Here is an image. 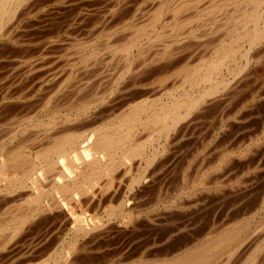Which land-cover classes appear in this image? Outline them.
<instances>
[{
	"label": "bare ground",
	"instance_id": "6f19581e",
	"mask_svg": "<svg viewBox=\"0 0 264 264\" xmlns=\"http://www.w3.org/2000/svg\"><path fill=\"white\" fill-rule=\"evenodd\" d=\"M31 1L32 0H0V49H1L0 54L1 55H2L1 52H3L2 49L5 50L3 47L4 46L6 47L7 43H8L7 45L12 44V42L18 43L16 41V38H15L17 35L14 36L15 33L13 35V32H14V30H16V28L19 24V21L21 20V19L19 20V18L21 16L24 17L25 16L24 14H26L28 11L30 12V10H28V11H24V14H22L21 11L25 10L29 6V4L32 3ZM35 1L33 0V2H35ZM104 1L107 3L108 0L107 1L104 0ZM104 1H103V3L105 4ZM114 1H116V0H114ZM122 1L123 0H118L115 3L114 2L113 3H107L108 9H105L104 4H103L102 7L104 8L103 11L105 12V15L102 18L100 16L101 15L103 16V14H100V13L98 14L99 11L97 12V10H99V9H96V7L94 10L92 9L93 11L96 10V12H97L96 15L97 16L99 15L98 16V17H100L99 19H103L102 25H101V23H99V26L101 25V27H102V28L100 27L101 29H103V25L105 28L106 23L104 24V22H111L112 21L113 23H111V25L113 26V24L116 23L113 19L116 18L118 20L119 17L117 18L116 16L117 15L119 16L118 13L120 12V10H121L120 16H121L122 20H124V17H122V15L125 14L127 12L126 10H128V9L124 10L125 6L124 5H123L124 7L121 6V3H123ZM143 1H145V0H143ZM162 1L160 0V2H162ZM203 1H205V0H174L173 3L170 2L171 5H169L167 2H162L159 5L155 4V6H152L151 9L148 8L147 13H146L147 15L143 14L145 17L143 16L140 21H138L136 24L134 23L135 25H132L131 30H130V26L127 25V28L129 27L128 31L130 30L129 31L130 33H128L126 35V33H124V31H122L123 34H125V36L129 35L128 37H125L123 35L125 37L124 39L121 37L122 34L119 37L120 39H118L117 36H113L114 34L111 32L112 30L110 31V28H112V26L110 25L111 26L110 27L109 25H107L110 23H107L106 26L107 27L109 26L107 29H109V31L113 34L111 36V40L112 39L114 40L115 38H113V37H116L118 39L117 41L119 42L116 44L117 41L116 42L113 41V44H112V42H110L111 41L110 39L107 40L110 37H107V39H106L107 42L109 41L108 42L109 44L105 43L106 46H108V48L106 47V49H109L112 52V54L115 55L113 57V59L116 57V55L118 56L119 54H121V55L123 54L122 56H123V63H124L125 60H127L126 62H128V61H130V59H132V58L134 59V58H136V56H138L134 61L131 60L132 62H130V66H129V68H127V70H128L127 74H129V72H132V71L135 72V70L137 71V73L140 74V72L142 71L141 69L144 68L143 71L145 70V72H141V73H142V76L145 75L146 78L144 80V78L141 76L144 81L140 82L138 80L139 75L135 72V74L138 75V76H136L137 77L136 80L139 81L138 84L133 83L134 85L132 84L133 85L132 86L130 83H127V84H130V86L124 87L122 89L121 88H118V89L112 88L111 89V86H110L111 91H109L110 90L109 89L108 92H106V94L103 92L104 95L102 94V96L100 94H99L100 96H98L97 92L99 90L96 92V90L99 89L100 87H95L96 88L95 92L93 90L91 91L89 89V88H91L90 85L92 86V84H90L91 81H89V83H88V85L90 84L89 86L85 85V87H83L84 85L83 84L81 85L82 81L79 80L80 83L77 82V83H79L78 84L79 87L74 88L75 87L74 85H76V84H74L73 85L74 87L72 86L73 88L70 87L71 89H68V86L71 85V83H70V85H68L69 84L68 82H70V81L73 82V80L75 81L77 79L76 77L78 76V75H76V77L74 78L75 75L73 76V74H74L73 71L71 73L69 72L70 73L69 76L66 77V75H65L66 78L65 79L62 78V79H64V80L61 79L62 81L61 80L56 81V79L54 78L55 80H53V84L55 82H57V84L59 85V87L57 88V93H58V95L60 94V97L58 98L60 101H57V103L63 101L62 104L61 103H59V104H61L60 105L61 107L65 106L66 110L68 107L72 108L71 106H73L74 108L76 107L74 112H73L74 114H72V112H71V114H65L63 117L61 116L62 117L61 118L59 116L62 115V112L65 109L62 108L63 109V111H62V109H57L55 107L57 109V110H55V112L48 110L50 112L49 113L50 119H49V122L44 123L43 121H41L42 118L40 120H38V118H37L38 116L33 117V114L35 116V114L37 112H34L33 114L30 113V114H32V117L30 118L29 113H28V115L26 114L29 110L27 112L23 111V110H25L24 102H25V100H27L29 98L27 95V92L29 91V90H27V88L29 87L28 85H30V83L33 84L32 80H31V82L29 81L30 82L29 84H27L28 80L31 77L33 78L35 75L38 78V80H40L39 79L40 77H38V76L40 74L41 75H43L44 73L46 74L49 70L48 69V70H46L47 72H45V70H43V68L42 69L40 68V66L42 65L41 63L44 62L41 60H45L46 58H49V57L45 58V56L41 57L44 54V52H42L43 54L40 56L39 59H35L33 57V55H35V54H32V53H29V54H32V55H29V57L24 58L26 56V54H24V56H23L24 59H18L19 60L18 62L15 61V63H17V64H15V66L17 65V67L14 68L15 66L13 65L14 70L9 69L10 71H8V74H6V76H5V74L2 75V78H0V211L1 210L6 211L7 209L11 210L13 208H15V209L11 212L8 211V215L5 218L3 217L4 219H2V217H1V220H0V253L2 252V254L0 256L6 257V256H10V255L14 254V255H16V257L18 256V259L20 260L19 262H17V264H96V261L97 262L100 261V263L105 262L106 258H104V257H106V256L104 254H102L103 257L101 254H95L94 251H93L94 254H92L93 252L91 250H96L95 248H98L97 250H99L101 248L100 242H102V240H104L106 238L105 236L111 230H112V232H113V230H116V231H119L122 229L130 230V228H134V230H135L136 227H138L137 226L138 224H136V220H135L136 217L138 216L136 214V211L138 209H141V208H144V209L146 208L147 210L153 209L154 204L152 201H154L156 199V195L158 198H160L159 199L160 201L166 197V196L165 197L163 196V198H162L161 195L163 192H165L164 190H167V186H169L170 184H173V182L170 183L171 178L174 177L175 181L179 178L178 174H177L178 178H176L177 169L172 168L173 167L172 165L174 163L176 165H177V163L179 164L180 161L177 162L178 161L177 158L179 159V157H180L179 160H181V158L184 159L183 157H181L182 156L181 149L185 150L187 148V146L193 147L192 149H194V146L199 144V143L197 144V142L200 141V134L204 130L203 129L205 127L204 121L207 118H212L210 116V115H212V113H213V116H217V118H219L221 120V122H223V120H226V118L230 117L231 116L230 114H228V116L226 115L227 110L229 109V107H231V105H235L234 104L235 101L237 103L239 98L243 97V95H245L244 93L242 95H240L242 93L241 91H243L244 89L246 90L245 87L248 86L249 84H251L250 88H252V86L254 85L255 87L253 89L256 88L255 89L256 91L254 90L255 91L254 92L253 90L252 91L250 90L251 92H253V93H251V96H250V94H247V95H249L248 97L246 95V98L245 97L243 98L244 100L242 99L239 101H241L243 103V101L252 102V101H256V100H259V101L264 100L263 93L260 94V92H259L260 90L262 91V89L264 88V73L260 72V74H257L255 71H252V70H254V68L251 69V65L253 62L259 63V64L261 63V65L263 63V65H264V0H211L212 2H210V4L207 7H205L204 9H201L200 5H201V3H203ZM40 2H42V0ZM125 2L127 3L126 0H125ZM136 2L138 3V1H136ZM139 2H141V1H139ZM207 2L205 1L204 4L206 5ZM38 3H37L36 8L41 7L39 5L43 4V3L42 4L41 3L38 4ZM51 3H53V1ZM128 3L130 4L131 2H129V0H128ZM128 3H127V5H128ZM142 3H144V2H142ZM150 3H151V1H150ZM153 3H154V1H153ZM225 3H227V4H225ZM107 4H106V6H107ZM31 5H32L31 7H33L34 4L32 3ZM135 6H138V5H136V3H135ZM229 6H230V8H231V6L234 7V10L232 8H231V10H233V11L227 9L228 11H231L228 13V11H226L225 9ZM31 7L27 8V9H31ZM99 7H101V6H99ZM138 7H140V6H138ZM34 8L35 7H33L31 9V10H33L32 12H34ZM92 8H93V6H92ZM132 8H133V6H132ZM194 9L197 10L196 11L197 14H196V16H194L195 21L197 19L199 22L200 19L201 20L205 19V18L210 19V17L214 19V21H213L214 23H210V21H209V23H210L209 26L211 27V28H209V30L211 32V33L209 32L210 34H213L214 32H216L217 35H216V33H215V35L218 37L220 34L217 31L221 30V32H222V30H223V32L225 33V35H224V34H222L223 33L222 32L221 35H223V36L215 39V40L219 39V40H217V43L213 39V37L215 35L214 36L211 35V36H213L212 39L214 40L213 43L215 45L208 48L209 51H210V49H212V52L210 53V55H207L208 53L205 50V49H207L208 45L210 46V44H209L210 42H208L209 38H207L208 36H210V34H206L205 32L204 33L201 32V28H202V26H200L201 24L200 25L198 24V26L195 25V27H193L192 24L195 21L192 19H188L187 22L184 20L185 22H183V23L179 22V20H181V19L178 17L181 14V12L186 11L185 15L189 16V13L187 14V11L188 10L192 11ZM140 10L143 12L142 9H140ZM149 10H151L150 11L151 13L149 12ZM93 11H91V12H93ZM100 11H102V9H100ZM223 11L225 13H223ZM32 12H31V14H32ZM104 12H102V13H104ZM142 12H140V13L142 14ZM194 12L195 11H193V13ZM19 13L22 15L20 16ZM86 13H87V11H86ZM130 13H132V12H130ZM165 13L166 14L167 13L172 14V15L169 14V15H171L170 17L173 16L172 17L173 20L170 19V20H172L171 22L166 21V23H163L164 20H166V19H164V16L166 15ZM134 14H135V12H134ZM218 14L219 15L224 14V15H222L223 20H218V16H219ZM27 15H29V14H27ZM86 15H88V14H86ZM96 15H94V16H96ZM138 15L137 16L134 15L135 18L141 17L140 14H138ZM181 15H183V14H181ZM124 16H126V14ZM134 16L132 18H134ZM135 18L133 20H135ZM185 18H186V16H185ZM185 18H182V19H185ZM89 21H91V19ZM121 21L119 20L120 23H121ZM206 21H207V19H206ZM206 21L204 20L203 22H206ZM93 22L94 23L91 22L92 25L93 24L95 25L96 24L95 20ZM133 22H135V21H132V24H133ZM207 22L205 24L206 26L209 24V23L207 24ZM79 23H80V21H79ZM120 23L115 24L116 25L115 27L118 28L117 25H119ZM196 23H197V21L195 22V24ZM122 24H123V22H122ZM94 25H93V27H94ZM202 25H204V23ZM25 26L26 25H24V28H26ZM99 26H97L96 28L99 29L98 28ZM209 26H207V27H209ZM83 27H82V29H83ZM93 27L91 26V28H93ZM19 28H21V27H19ZM91 28H88L89 31H88V29H87V31L90 32ZM122 28H123V26H122ZM127 28H126V31H127ZM187 28H188V30H187ZM79 30H81V28ZM120 30H122V29H120ZM124 30H125V27H124ZM179 30H181V31H179ZM17 31H18V29H17ZM99 31H100V29L98 31L96 30L95 32H97V34H98ZM88 32H86L87 33L86 36L88 35ZM91 32H93L92 33L93 36L94 35L97 36L96 33L94 34V30L91 29ZM104 32H103V35H104ZM108 32H106L105 34L107 35ZM113 32H115V30H113ZM101 33H99V34H101ZM116 33L117 32H115V34ZM168 33L170 35H168ZM201 33H203V34L201 35ZM73 34H75V32ZM173 34H175V35H173ZM47 35H45V36H47ZM70 35H71V33H70ZM90 35H91V33H90ZM171 35H173V37ZM64 36H65V34H64ZM99 36H101V35H99ZM169 36H171V38H173V39H169L168 38ZM73 37H74V35H73ZM76 37H74V38H76ZM79 37L81 38V35ZM86 38H88V37H86ZM121 38H122V40H121ZM103 39H104V37H103ZM166 39H169L171 41L174 40V42H176V43H174V46H175V44H179L180 47L179 48L178 47L173 48V46H172L173 42H170L168 40V42L171 43L170 44L167 42ZM189 39L190 40L191 39L202 40V42L208 40L206 42L207 45H205L206 43L205 44L203 43L205 45V47H204L205 49H203L201 47L202 45L201 46L197 45L199 48L205 50V52L201 51V53H199V51H200L199 48L197 49L196 46L194 48L192 46V44L190 45V43H189V45H184V44H188L186 42ZM204 39H206V40H204ZM67 40H68V42H72L71 40H74V39H71V40L67 39ZM119 40H121V41H119ZM53 41H55V40H53ZM74 41H76V40H74ZM32 42L33 41H31V43ZM114 42H115V44H114ZM158 42H161L163 44L162 46H164V48L161 51L154 53L155 55L152 54L154 57L146 59L145 55L147 53L145 54V52H144L145 49L147 50V47L149 49V48H151V46H155V44L156 43L158 44ZM57 43L63 44V42L59 43L58 41H57ZM90 43L92 44V47L95 46L93 44L94 41H92ZM97 43H99V42H97ZM213 43H211V44H213ZM46 44H44V45H46ZM53 45L55 46L54 43H53ZM53 45L50 43V46H53ZM65 45H64V47H65ZM69 45H70V43H69ZM69 45L67 46L68 49H69ZM85 45H86V48L88 49L87 44H85ZM193 45H195V44H193ZM41 46H43V45H41ZM72 46H74V45L72 44ZM83 46L82 45L78 46L77 47L78 51H79V47L82 48ZM58 47H61L63 50L62 46H57V48ZM92 47H90V48H92ZM95 47L98 48V46H95ZM191 47L193 48L192 50H196V49L197 50L194 52H191L192 51ZM30 48L31 47H28V49H30ZM35 48H36V46H35ZM61 48H60V50H61ZM84 48H85V46L83 47V50L85 51ZM42 49H43V47H42ZM74 49H71V50H74V52L77 51V49L75 47H74ZM153 49H155V48H153ZM52 50L53 49H51V51ZM66 50H67V48H66ZM157 50H159V49H157ZM22 51H23V49H22ZM70 51H68V53ZM81 51H79V52L80 53L84 52V51L83 52H81ZM96 51L97 52H95V53L92 51L91 55L90 56L88 55V58L92 57L91 60H93V56H94V58H96L95 57L96 54L100 53V52L98 53V50H96ZM49 52H47V53H49ZM71 52H73V51H71ZM202 52H204V53H202ZM16 53H18V52H16ZM205 53H207V54H205ZM38 54H39V52L36 55H38ZM66 54H67V52H66ZM75 54H79V53L75 52ZM61 55H62V53H61ZM65 55L63 56V58L65 60H63L62 57H59V58H61L60 64H62V61L66 62L68 59L70 60L71 57L69 55H71V54H68L66 56V57H70L68 59L65 58ZM79 55H81V54H79ZM107 55H105V56H107ZM71 56H73V55H71ZM17 57L21 58L20 55H18ZM50 57L53 58V56H50ZM101 57L103 58L104 56L101 55ZM101 57H100V59H101ZM107 57H108V59L111 58L110 56H107ZM124 57L126 58L125 60H124ZM82 58H81V60H82ZM88 58L85 57V59H83L84 61L82 60L83 63L87 62L86 59H88ZM116 59H117V57H116ZM15 60H17V59L15 58ZM139 60H141V62ZM47 61H49V60L45 61L46 64H47ZM111 61L112 60H110V62ZM113 61L111 64L114 63ZM138 61L142 65L138 66V64H139ZM56 62H58V66H60L59 60ZM71 62H72V60H71ZM89 62H90V60L88 61V63ZM94 62H95V59H94ZM107 62H109V61H107ZM196 62H198V63H196ZM241 62H242V64H241ZM49 63H51V62H49ZM88 63H85V64H88ZM67 64H68V62H67ZM67 64H65V65H67ZM7 65H10V64H7ZM65 65L62 64L61 65L62 68H64ZM68 65L70 66V63ZM99 65L100 64H98L97 66H99ZM119 65H118V67H119ZM234 65L238 66L237 69L235 67L233 68ZM4 66H6V65H4ZM49 66L51 67L52 65L49 64ZM47 67H48V65H47ZM85 67L88 68L86 65H85ZM262 67H264V66H262ZM60 68L61 67H59V69ZM77 68H79V66H77ZM80 68H81V66H80ZM86 68H84V69H86ZM139 68H140V72H139ZM44 69H46V67H44ZM51 69H53V68L51 67ZM55 69H58V68L55 67ZM59 69H58V71H59ZM107 69H109V68H107ZM110 69H112V68H110ZM39 70H43L44 73L43 72H42L43 74L38 73V72H41ZM61 70L62 69H60V71ZM237 70H238V72H237ZM259 70L261 71V69H259ZM52 71H50V72H52ZM74 71H75V73L77 72L76 69ZM104 71H106V70L104 69ZM263 71H264V68H263ZM54 73H55V71H54ZM90 73H92V72H90ZM98 73H100V72L98 71ZM121 73H122V71H121ZM52 74H53V72H52ZM114 74H115V72H114ZM124 74H125V72H124ZM50 75H51V73H50ZM109 75H110V73H109ZM57 76L64 77V75L63 76L57 75ZM92 76H93V74H92ZM103 76H105V74ZM103 76H98V77H103ZM125 76H126V74H125ZM46 77H45L46 79H42V77H41L40 82L49 79L48 76H46ZM83 77H82V80H83ZM107 77H109V76L107 75ZM37 78H36V80H37ZM113 78H115V77H112V79ZM119 78H121V77H119ZM131 78L132 77H130V79ZM134 78H135V76H134ZM57 79H59V77ZM92 79H93V77H92ZM60 81H61V83H58ZM126 81L127 80H125V82ZM132 81L134 82L133 79L131 80V82ZM138 81H136V83ZM86 82L87 81H85V83ZM92 82H93V80H92ZM47 83H49V82L47 81ZM99 84L101 86V83H99ZM38 85H35V87ZM43 85H44V83H43ZM47 85H49V84H47ZM96 85L97 84H95V86ZM117 85H116V87H117ZM31 86H30V89H32ZM80 86H82V87H80ZM92 88H93V86H92ZM48 89H49V87L47 88V90ZM26 90H27V92H25ZM52 90H53V87H52ZM104 90H105V88H104ZM247 90L249 91V88ZM34 91L35 90H33V92ZM259 94L263 97L261 98V96ZM47 96H49V95H47ZM44 97H45V95H44ZM50 97H52V96L50 95ZM50 97H48V101L52 100ZM111 98H113V100L115 98L116 99L113 102L112 101L110 102L109 100ZM52 102H54V100ZM42 103H43V101H42ZM49 103H47L46 106ZM254 103H256V102H254ZM260 103H263V102L260 101ZM252 104H253V102H252ZM54 105H56V104L54 103ZM46 106H44V107H46ZM60 106H58V108H60ZM66 106H67V108H66ZM235 106L233 109H235V108L237 109L238 106L237 107H235ZM246 106H249V105L247 104ZM259 106H261V105H259ZM249 107L253 108L251 105ZM55 108L52 107L51 109L54 110ZM242 108H243V106H242ZM231 109H230V112H228V113L234 114V112H233L234 110L232 109L233 110L232 111L233 113H232ZM259 109H260V107H259ZM257 110H258V108H257ZM21 111H22V114H23V112H25L24 115L20 114ZM40 111H38V112L40 113ZM68 111H69V109H68ZM243 111H241V114L249 112L245 108L243 109ZM45 112L47 114V111H45ZM64 113H65V111H64ZM66 113H67V111H66ZM69 113H70V111H69ZM254 113H251V114L249 113V116L254 115ZM43 114H45V113H43ZM16 115H18V116H16ZM238 115H239V113H238ZM245 115L246 114H244V116ZM47 116L49 117L48 114H47ZM47 116H46V118L48 119ZM235 116H237V115H235ZM235 116H233V117H235ZM249 116H247V119ZM252 117H255V116H252ZM252 117L248 121H251ZM214 118L216 119V117H213V120H214ZM239 118L240 117H238V119ZM243 119H246V116L244 118H242V120ZM258 120H260V119H258ZM246 122H247V120L244 123H246ZM207 123H208V121H207ZM215 124H214V126H215ZM209 125H211V124H209ZM209 125H207V127ZM247 125H249V124H247ZM37 128L38 129L44 128L43 134H42L43 139L40 137V135L35 134L36 136L34 135V137L31 139H30V137L27 140H26V138L25 139L22 138L24 140H22L21 142H19V143L15 142L14 145H11V143L13 144V142L19 136L23 137V136H25V134L30 129H37ZM53 128L58 129L57 133H55L56 129H53ZM210 128H211V126H210ZM241 128H243V127H241ZM246 128H248V126ZM52 129L54 130L53 133H55L53 136L51 133ZM260 129H263V128H260ZM49 130H50L51 135L49 134ZM230 130H232V129H230ZM208 132H210V131H208ZM32 133H34V132H32ZM44 133H46V134H44ZM142 133H143V135H144V133L146 134L145 139L143 137H141ZM48 134H49V137H48ZM230 134H231V132H230ZM232 134H233V132H232ZM44 135L47 138V143H44V141H43ZM250 135H251V133H250ZM32 136L33 135H31V137ZM46 138H45V140H46ZM206 138H208V137H206ZM255 138H256V136H255ZM240 140H242V139H240ZM16 141H18V139ZM201 141H203V139ZM226 142L228 143V141H225V143ZM235 142H237V141H235ZM245 142L246 141H244V145H245ZM240 143H242V142L240 141ZM261 143H262V141L260 142V144ZM226 145H224V146H226ZM184 147H186V148L184 149ZM198 147H199V145H198ZM240 147H242V146H240ZM33 150L36 151V154ZM227 150H230V149L227 148ZM32 151L34 152V154H33L34 156H32V153H33ZM232 151H234V150H232ZM182 153H184V152H182ZM188 153H189V151H188ZM248 153H249V151H248ZM248 153H247V155H248ZM183 156L185 157V154H183ZM188 157H191V156H188ZM218 158H219V156H218ZM240 159L241 158L239 157V160ZM245 160H247V159H245ZM223 161H222V163H224L226 161V159L224 162ZM228 161L229 160H227V162ZM227 162H225V163L227 164ZM225 163L222 165L225 166ZM184 164H185V162L183 161L182 165L180 164L181 167L179 170L182 171L181 168ZM189 164H190V162H189ZM203 164H204V161H203ZM192 166H190V168ZM212 166H213V164H212ZM205 167L207 170L208 165L206 164ZM209 167H210V165H209ZM219 167H221V166H219ZM219 167H218V169H219ZM222 167L220 169L221 170L220 172H222L224 170V167L223 168ZM187 168H189V167L184 166L183 171L180 173L178 172L179 175L181 174V177L179 178V180H181L183 182L182 184H184V181L187 177V174H186L188 172ZM210 168H212V167H210ZM133 170L136 171V175L131 176L130 180L129 181L127 180L128 183H126L124 178L128 175L130 176L133 173ZM191 170H192V172L194 171L193 167L190 169V171ZM192 172L190 173V175L195 174L194 172L193 173ZM198 172H200V170ZM214 173H217V170ZM222 173H224V172H222ZM243 173H241V174H243ZM190 175H189V177H191ZM212 176H214V174H212ZM216 176L219 177V175H215V179H213L214 183H216L215 185H217V182L219 180V178H216ZM202 177H204V176H202ZM158 178H159V181H158ZM209 178L211 179L213 177H209ZM188 180H190V178ZM194 181L196 182V180H194ZM194 181L192 183H194ZM230 181H228V182H230ZM241 181H242V179H241ZM241 181H240V183H241ZM250 181H251V179H250ZM177 182L180 184V182L178 180H177ZM178 183H177V185H178ZM212 183H213V181L211 180V184ZM243 183H245V182H243ZM182 184H181V186H182ZM195 184H197V183H195ZM207 184H208V182H207ZM156 185H157V188H156ZM205 185H206V183H205ZM209 185H210V183H209ZM192 186H194V184H192ZM202 186H204V185H202ZM206 186H208V185H206ZM169 187L171 188V186H169ZM179 188H180V186H179ZM231 188H233V186H231ZM237 191H239V190H237ZM184 192H185V190H183V188L180 189V194H179L180 198H178V196L175 197L176 199L173 200L171 203V208L173 209V211L174 210L177 211V213L178 212L182 213V214H184V213L187 214L188 212L189 213L190 212L196 213L200 209V207L198 208L199 205L196 202H198L200 199L198 197H196L197 195L196 196L194 195L199 200L197 199L198 200L197 201L195 199L196 201H194V202L191 201L193 205L187 207L186 205H184L186 202L183 201V198L181 197ZM210 192H211V190H210ZM150 193H153V194L151 195ZM176 193H179V189H178V192H176ZM173 195H174V193H173ZM207 195L208 194H206V196ZM209 195H212V194H209ZM152 197L155 199H152ZM243 198H245V197H243ZM205 199H208V198H205ZM205 199L203 197V201ZM246 199H247V196H246ZM131 200L135 201L136 204L130 206L129 203H131L130 202ZM182 201L184 202V204ZM238 201H240V200H238ZM198 203L200 204V202H198ZM200 206H201V204H200ZM227 206H229V205H227ZM168 207H170V206H168ZM220 208H222V207H220ZM167 209L170 210V208H167ZM167 209H166V211H169ZM198 212H201V211H198ZM0 214H2V213H0ZM103 214H106V216ZM199 214H201V213H199ZM101 215H103V216H101ZM161 216L162 215H160V217ZM171 216L173 217V215H171ZM201 216H202V214H201ZM177 217H179V216H177ZM177 219H175V220H177ZM150 221H152V220H150ZM137 223H138V221H137ZM163 223H165V222H163ZM182 223H183V221H182ZM155 227H154V229H155ZM198 227H199V225H198ZM41 229H44L43 232L41 231ZM176 229H178V228H176ZM40 231L42 233H40ZM123 233H125V231ZM114 234L116 235L117 233L113 232V235ZM217 234H218V232H217ZM61 235L64 236V239L70 237L71 235H73V238L70 240V242L68 241L69 243L67 244L66 247H65L64 243H66L67 241L66 240L64 241V239H62L63 243L61 242L62 243L61 245H64L62 247L63 248L62 252L60 251L61 253L53 255L50 253L51 252L50 250H51V248H54L53 250H56L55 247H57V245H58L57 241L60 239ZM110 236H112V235H110ZM197 238L198 237H196V240H197ZM235 240H236L235 235L234 236H232L231 234L221 235V236L217 237L214 241L208 242L206 245L199 246V247H196L194 249L191 248L190 250L187 248L189 252L186 253V257H185L186 260H184L182 262H177V264H209L213 260V257L215 255L220 254L221 252H223L227 248V247L225 248L226 244H230ZM111 241H112V239H111ZM113 243H114V241H113ZM249 243H250V245L252 244L251 242H249ZM26 244H28V246L22 247V245H26ZM107 244H109V243H107ZM112 245H114V244H112ZM123 245H125V244H123ZM127 245H128V243H127ZM245 245L247 246V244H245ZM127 247H129V246H127ZM246 248H248V246ZM53 250H52V252H53ZM135 251H133V252H135ZM89 252H91V254ZM98 252H100V251H97V253ZM163 253H164V251H163ZM183 253H184V251H183ZM111 254H113V253H111ZM254 254H250L249 256L253 257ZM113 255H116V253ZM113 255L111 256V258L114 259ZM153 255H157V254H152V256ZM180 255H182V253ZM167 256H169V254ZM167 256L165 255L164 257H166V258H161V259L160 258H157V259L153 258L154 260L152 259L153 261L148 262V264H169V263H172L173 259L167 258ZM120 257L121 256H119V258ZM226 257H228V256H226ZM255 257L252 260H250L251 261L250 264H264V263H262L263 261L262 262L260 261L261 263H259V261L257 262V260L259 258L256 260ZM122 258H124L123 255H122ZM42 259H44V260H42ZM125 259H126V257H125ZM115 260H114V262H115ZM220 260H218V261H220ZM86 261H88V263H85ZM117 261H119V260H117ZM248 261H249V259H248ZM133 262L131 264H133ZM109 263H111V262H109ZM112 264H113V262H112ZM219 264H220V262H219Z\"/></svg>",
	"mask_w": 264,
	"mask_h": 264
},
{
	"label": "rangeland",
	"instance_id": "374dc122",
	"mask_svg": "<svg viewBox=\"0 0 264 264\" xmlns=\"http://www.w3.org/2000/svg\"><path fill=\"white\" fill-rule=\"evenodd\" d=\"M35 1V0H34ZM41 0H36L35 2H33V0L31 1L34 5H33V7H35L34 8V12H32L33 10H31L33 7H31L32 5V3H30L29 4V6L27 7V8H29V7H31V9H25V10H22L21 12H22V14H24V11H28V10H30V12L28 11L26 14H24L23 16L24 17H22L21 15L22 14H20L19 13V15L22 17H20L19 18V24H18V26H17V28H16V30H14V32H13V35H14V33H15V35L14 36H16L15 38H16V41L18 42V43H16V42H12V44H9V45H7L6 44V47L4 46L3 48L5 49V50H3L2 49V51L3 52H1L2 53V57L0 56V78H2V75H4L5 74V76H6V74H8V71H10L9 69H11V70H14V68H16L17 67V65L15 66V64H17V63H15V61L16 62H18L19 60L18 59H24V58H27V57H29V55H32V54H35V55H33V57L35 58V59H39L40 58V56L43 54L42 52H44V54L41 56V57H43V56H45V58L46 57H49V58H46L45 60H41V61H44V62H42L41 64V66H40V68L42 69L43 68V70H45V72H47L46 70H48V74L46 73H44L43 72V70H39V71H41V72H38V73H42L43 75H39L38 73V77H40L39 79L41 80V77H42V79H46L47 77L46 76H48L49 77V79H47V80H44V81H42L43 83H44V85H43V83L42 82H40V80H38V78L36 77V75L32 78H30L29 80H28V82H27V84H29L30 82H31V80L33 81V84L32 83H30V85H28L29 87L27 88V90H29L28 92H27V90L25 91V92H27V95H28V99L27 100H25V102H24V104H25V110H23V111H25V112H27L28 110V112L26 113L27 115H28V113H29V116H30V118L32 117V114L34 113V112H37L36 114H35V116H34V114H33V117H36V116H38L37 118H38V120H40L41 118V121H43L44 123H46V122H49V119H50V112L49 111H54L55 112V110H57V109H62V108H64L65 109V106L64 107H61L60 105L63 103V101L62 102H58L57 103V101H60L58 98L60 97V94L58 95V93H57V88L59 87V85L57 84V82H55L54 84H53V80H55L56 79V81L58 80H61L62 78H66L67 76H69V74L73 71L74 72V74H73V76H74V78L76 77V75H78L76 78V80L74 81L73 80V82L72 81H70V82H68L67 84L68 85H70V83H71V85L70 86H68V89H71V88H73L74 86V88H76V87H79L78 86V84L80 83L79 82V80L80 81H82V83H81V85L83 84L84 86L83 87H85V85L86 86H89L90 84H92V86H93V88H92V86L90 85V87L92 88H89L91 91L93 90L94 92H95V90H96V88L95 87H100L99 89H97L96 90V92H97V94H98V96H102V94L104 95V93L106 94V92H108V90L110 89V86H111V89L112 88H114V89H118V88H124V87H127V86H130V84L132 85L133 83L134 84H138L139 83V81L141 82V81H144L145 80V78H146V76L144 75V76H142V73L141 72H145V70L143 71V69L144 68H142L141 70V72H140V68H139V72H140V74L139 73H137V71L135 70V72L139 75V77H138V80H136L137 79V77L136 76H138V75H136L135 74V72L134 71H132V72H129V74H127L128 73V70H127V68H129V66H130V62H132V61H134L138 56H136V58H132V59H130V61H128V62H126L127 60H125L126 58L124 57V63H123V54L121 55V54H119L118 56L116 55V57H117V59H116V57L113 59V57L115 56V55H113L112 54V52L109 50V49H106V47L108 48V46H106V44H109L108 42H107V40H111V36L113 35V36H117L118 37V39H120L119 37H120V35H121V37L124 39L125 37H128V36H125V34H123V32L122 31H124V33H126V35L128 34V33H130L129 31L131 30V27H132V25H135L138 21H140L141 20V18L144 16V15H147L146 13H147V10H148V8L149 9H151L152 8V6H155V4H160V3H162V2H167L169 5H171V3H173L174 2V0H161L162 2H160V0H145V1H143V0H129V2H131L130 4L128 3V0H126L127 1V3H128V5H127V3L125 2V0H123L122 2L123 3H121V6L122 7H124V10L125 9H128V10H126L127 12L125 13L126 14V16H124L125 14H123L122 15V17H124V20H122V18H121V16H120V14H121V10H120V12L118 13L119 14V16L117 15L116 17L118 18V20L116 19V18H114L113 20L116 22L115 24H118V23H120L119 22V20L121 21V23L119 24V25H117V27L118 28H116L115 26V24H113V26L111 25V23H113L112 21L111 22H104V24L106 23H110V24H107V25H111L112 26V28H110V31L113 33H111L110 31H109V29H107L108 27L106 26V24H105V28H104V25H103V29H101L102 27H101V25H102V21H103V19H99L100 17L102 18V17H104V15H105V12L103 11L104 10V8L105 9H108L107 7H108V4L107 3H115V2H117L118 0H116V1H114V0H106L107 1V3L105 2V4L103 3V1L102 0H42V2H40ZM53 1V3H51ZM136 1H138V3L136 2ZM139 1H141V2H139ZM149 1V2H148ZM150 1H151V3H150ZM153 1H154V3H153ZM156 1V2H155ZM205 1L207 2L206 3V5L204 4L205 3ZM205 1H203V3H201V5H200V8L201 9H204L205 7H207L209 4H210V2H212L211 0H205ZM38 4H42V5H39V6H41V7H38V8H36V6H37V3ZM142 2H144V3H142ZM158 2V3H157ZM171 2V3H170ZM36 3V4H35ZM99 3V4H98ZM135 3H136V5H138V6H140V7H138V6H135ZM104 4V8L102 7V5ZM106 4H107V6H106ZM140 4V5H139ZM145 4V5H144ZM147 4V5H146ZM150 6H149V5ZM225 4H227V3H225ZM111 5V4H110ZM124 5V6H123ZM127 5V6H126ZM80 6V7H79ZM90 6V7H89ZM92 6H93V8H92ZM99 6H101V7H99ZM132 6H133V8H132ZM149 6V7H148ZM157 6V5H156ZM222 6V5H221ZM49 7V8H48ZM95 7H96V9H99V10H97V12H98V14L100 13V14H103V16L101 15L100 17H98L97 15H96V10L95 11H93L94 9H95ZM98 7V8H97ZM142 7V8H141ZM146 7V8H145ZM223 7V6H222ZM41 8V9H40ZM48 8V9H47ZM86 8V9H85ZM89 8V9H88ZM231 8L234 10V7H232L231 6ZM231 8H230V6L229 7H227L225 10L226 11H228V10H231ZM93 9V10H92ZM100 9H102V11H100ZM138 11H137V10ZM140 9H142L143 10V12L140 10ZM228 9V10H227ZM50 10V11H49ZM81 10V11H80ZM84 10V11H83ZM123 10V9H122ZM123 10V11H124ZM131 10V11H130ZM145 10V11H144ZM224 10V11H225ZM233 10H231V11H233ZM83 11V12H82ZM86 11H87V13H86ZM91 11H93V12H91ZM142 12V14L140 13V12ZM151 10H149V12H150ZM191 10H188L187 11V14L189 13V16L188 15H185V12L186 11H183V12H181V14H183V15H179V17L178 18H180L181 20H179V22L181 23H183V22H187L188 21V19H192V20H194L195 18H194V16H196V14H197V10H192L191 12H190ZM193 11H195L194 13H193ZM223 11V13H225ZM231 11H228V13L229 12H231ZM31 12H32V14H31ZM46 12V13H45ZM85 12V13H84ZM102 12H104V13H102ZM130 12H132V13H130ZM134 12H135V14H134ZM137 12V13H136ZM139 12V13H138ZM145 12V13H144ZM45 13V14H44ZM75 13V14H74ZM151 13V12H150ZM192 13V14H191ZM27 14H29V15H27ZM31 14V15H30ZM86 14H88V15H86ZM96 15V16H94V15ZM128 14V15H127ZM138 14H140L141 15V17H136L135 18V16H137ZM144 14V15H143ZM166 14V13H165ZM169 14H171V13H167L165 16H164V19H166V20H164V22L163 23H166V21L167 22H171L173 19H172V17H170L171 15H169ZM84 15V16H83ZM134 16V18H135V20H133L134 18H132L133 16ZM219 15V14H218ZM222 15H224V14H220L219 16H218V20H223L222 18H223V16ZM29 16V17H28ZM55 16V17H54ZM79 16V17H78ZM129 16V17H128ZM139 16V15H138ZM168 18H167V17ZM185 16H186V18H185ZM78 17V18H77ZM145 17V16H144ZM147 17V16H146ZM188 17V18H187ZM190 17V18H189ZM221 17V18H220ZM75 18V19H74ZM81 18V19H80ZM83 18V19H82ZM97 18V19H96ZM132 18V19H131ZM182 18H185V19H182ZM79 19V20H78ZM91 19V21H89ZM95 20V22H96V26L94 25V27H93V25H92V23H94L93 21ZM170 19H172V20H170ZM206 19H207V21H206ZM212 19V20H211ZM100 20V21H99ZM117 20V21H116ZM185 20V21H184ZM203 21L205 20L206 22H207V24L209 23V21H210V23H214L213 21H214V19L213 18H211L210 17V19L209 18H205V19H202ZM201 19H200V21L198 22V20L196 19V21H197V23L195 24V22H193V27H195V25L196 26H198V24L200 25V26H202V28H201V32H205L206 34H210L211 32H210V30H209V28H211L209 25H210V23L207 25V26H209V27H207L205 24H206V22H203ZM35 21V22H34ZM79 21H80V23H79ZM99 21V22H98ZM126 21V22H125ZM131 21V22H130ZM132 21H135V22H133V24H132ZM225 21V20H224ZM57 22V23H56ZM92 22V23H91ZM98 22V23H97ZM122 22H123V24H122ZM125 22V23H124ZM89 23V24H88ZM99 23H101V25L99 26ZM129 23V24H128ZM135 23V24H134ZM204 23V25H202ZM22 24V25H21ZM78 24V25H77ZM98 24V25H97ZM125 24V25H124ZM131 24V25H130ZM220 24V23H219ZM24 25H26L25 27L27 28H24ZM28 25V26H27ZM121 25V26H120ZM127 25L128 26H130V30L128 31V29H129V27L127 28ZM213 25V24H212ZM211 25V26H212ZM84 26V27H83ZM89 26V27H88ZM91 26L93 27V28H91ZM97 26H99L98 28L100 29V31H99V33H101L102 31L104 32V35H103V32L101 33V34H97V32H95L96 30L98 31L99 29H97L96 27ZM110 26V27H111ZM120 26V27H119ZM122 26H123V28H122ZM191 26V25H190ZM204 26V27H203ZM19 27H21V28H19ZM82 27H83V29H82ZM101 27V28H100ZM124 27H125V30H124ZM206 27V28H205ZM81 28V30H79ZM88 28H91L92 30H94V34L96 33L97 34V36H93L92 35V33L93 32H91V29H90V32H88L89 31V29ZM114 28V29H113ZM116 28V29H115ZM126 28H127V31H126ZM205 28V29H204ZM208 28V29H207ZM17 29H18V31H17ZM73 29V30H72ZM78 29V30H77ZM87 29H88V31H87ZM105 29V30H104ZM120 29H122V30H120ZM107 30V31H106ZM113 30H115V32H117L116 34H115V32H113ZM119 30V31H118ZM182 30V29H181ZM181 30H179V31H181ZM187 30H188V28H187ZM186 30V31H187ZM206 30V31H205ZM70 31V32H69ZM109 31V32H108ZM126 31V32H125ZM17 32V33H16ZM24 32V33H23ZM62 32V33H61ZM75 32V34H73ZM84 32V33H83ZM86 32H88V35L86 36ZM106 32H108V34L106 35L105 33ZM183 32V31H182ZM210 32V33H209ZM219 34V36L217 37L216 35H217V33L216 32H214L213 34H210V36H208L207 38H209V41L208 40H206V39H204V40H206V41H203L202 42V40H193V39H189V40H187V42L186 43H188V44H184V45H189V43H190V45L192 44V46L195 48V46H196V48L198 49L199 47L197 46V45H202L201 47L203 48V49H205L204 47H205V45H207V41L208 42H210L209 44H210V46L208 45V47H207V49H205L206 50V52L208 53H205V54H207V55H210V53L212 52V49H210V51H209V49L208 48H210L211 46H213V45H215L214 43H213V41L216 39V38H220V37H222L223 35H221V33L223 32V30H222V32H221V30L220 31H217ZM22 33V34H21ZM37 33V34H36ZM68 33V34H67ZM70 33H71V35H70ZM90 33H91V35H90ZM119 33V34H118ZM203 33H201V35L203 34ZM215 33H216V35H215ZM49 36H48V35ZM64 34H65V36H64ZM81 35V38L79 37L80 35ZM222 34H224L225 35V33L223 32ZM20 35V36H19ZM22 35V36H21ZM24 35V36H23ZM45 35H47V36H45ZM73 35H74V37H76V38H74L73 37ZM79 35V36H78ZM99 35H101V36H99ZM125 37H124V36ZM168 35H170L169 33H168ZM173 35H175V34H173ZM173 35H171L172 37H173ZM211 35H215L214 37L213 36H211ZM53 36V37H52ZM91 36V37H90ZM99 36V37H98ZM171 36H169L168 38L169 39H173V38H171ZM22 37V38H21ZM64 37V38H63ZM66 37V38H65ZM86 37H88V38H86ZM98 37V38H97ZM103 37H104V39H103ZM106 37V38H105ZM107 37H110V38H108L107 39ZM211 37V38H210ZM212 37H213V39H212ZM60 38V39H59ZM113 38H115L114 40L112 39L110 42H112V44H113V41H117L118 39L116 38V37H113ZM122 38H121V40H122ZM18 39V40H17ZM22 39V40H21ZM57 39V40H56ZM66 39V40H65ZM67 39H74V40H76V41H74V40H71L72 42H68V40ZM78 39V40H77ZM86 39V40H85ZM107 39V40H106ZM169 39H166L167 40V42H168V40ZM212 39V40H211ZM24 40V41H23ZM28 42H27V41ZM50 42H49V41ZM53 40H55V41H53ZM65 40V41H64ZM101 40V41H100ZM121 40H119V41H121ZM217 40H219V39H217ZM217 40H215L216 41V43H217ZM20 41V42H19ZM31 41H33L32 43H31ZM55 44V46L53 45V43ZM57 41L59 42V43H61V42H63V44H58L57 43ZM80 43H79V42ZM92 41H94V45L95 46H98V48L97 47H95V46H93L92 47V44L90 43V42H92ZM104 41V42H103ZM170 42H173V44H172V46H173V48H175V47H180V45L179 44H175V46H174V43H176V42H174V40H169ZM192 43H191V42ZM57 44H56V43ZM76 44H75V43ZM97 42H99V43H97ZM115 42H114V44H115ZM165 42V41H164ZM163 42V43H164ZM166 42V43H167ZM170 42H168V43H170ZM199 42V43H198ZM47 43V44H46ZM50 43L53 45V46H50ZM69 43H70V45H69ZM74 45V46H72V44ZM89 43V44H88ZM97 43V44H96ZM102 43V44H101ZM106 43V44H105ZM117 43H119L118 41L116 42V44ZM197 43V44H196ZM202 43V44H201ZM205 45H204V44ZM211 43H213V44H211ZM44 44H46V45H44ZM66 44V45H65ZM79 44V45H78ZM85 44H87V47H88V49L86 48V45ZM99 44V45H98ZM161 44V45H160ZM171 44V43H170ZM193 44H195V45H193ZM13 47H12V46ZM20 45V46H19ZM41 45H43V46H41ZM64 45H65V47L67 48V50H66V48L64 47ZM69 45V49H68V46ZM85 46V51L83 50V47L81 48V47H79V51H81V52H83V53H80L79 51H78V46ZM90 45V46H89ZM163 44L161 43V42H158V44L156 43L155 44V46H151V48H149L148 49V47H147V50L145 49V57H146V59H148V58H152V57H154L152 54H154V53H156V52H158V51H161L163 48H164V46H162ZM204 45V46H203ZM16 46V47H15ZM24 48H23V47ZM35 46H36V48H35ZM57 46H62L63 47V50H62V48L61 47H58L57 48ZM162 46V47H161ZM28 47H31L30 49H28ZM42 47H43V49H42ZM74 47L77 49V51H75L76 53L78 52L79 54H81V55H79V54H75V52H74ZM90 47H92V48H90ZM60 48H61V50H60ZM81 48V49H80ZM153 48H155V49H153ZM213 48V47H212ZM22 49H23V51H22ZM26 49V50H25ZM28 49V50H27ZM40 49V50H39ZM45 49V50H44ZM51 49H53L52 51H51ZM71 49H74V50H71ZM92 49V50H91ZM94 49V50H93ZM157 49H159V50H157ZM193 48L191 47V50H192ZM196 49V50H197ZM203 49H201V48H199V53H201V51H204L205 52V50H203ZM1 50V49H0ZM13 50V51H12ZM20 50V51H19ZM39 50V51H38ZM50 52H49V51ZM67 52V54H66V52ZM73 51V52H71V51ZM96 50H98V53L99 54H96V58H94V56H93V60H91V58L92 57H89L88 58V55L90 56L91 55V52L93 51L94 53L95 52H97ZM177 50V49H176ZM190 50V51H191ZM196 50H192L191 52H194V51H196ZM208 50V51H207ZM11 51V52H10ZM18 52V53H16V52ZM28 51V52H27ZM37 51V52H36ZM62 51V52H61ZM68 51H70L69 53H68ZM87 51V52H86ZM90 51V52H89ZM39 52V56L38 55H36L37 53ZM41 52V53H40ZM47 52H49V53H47ZM111 52V53H110ZM204 52H202V53H204ZM29 53H32V54H29ZM61 53H62V55H61ZM64 53V54H63ZM90 53V54H89ZM9 54V55H8ZM11 54V55H10ZM16 54V55H15ZM23 54V55H22ZM24 54H26V56L23 58V56H24ZM66 54V55H65ZM68 54H71V55H73V56H71V55H69L70 57H66ZM104 54V55H103ZM108 54V55H107ZM111 54V55H110ZM151 54V55H150ZM18 55H20V57L21 58H19V57H17ZM65 55V58H70V60L68 59L66 62L65 61H62V64L63 65H65V64H67V62H68V64L70 63V66L67 64V65H65V67L64 68H62V64H60L61 62V58H59V57H62V59L63 60H65L64 58H63V56ZM79 55V56H78ZM85 55V56H84ZM101 55L102 56H104L103 58L101 57ZM105 55H107V56H110L111 58H109L108 59V57L107 56H105ZM155 55V54H154ZM37 56V57H36ZM50 56H53V58H51ZM151 56V57H150ZM8 57V58H7ZM55 57V58H54ZM83 57V58H82ZM85 57H87L88 59H86L87 60V62H84L83 63V59H85ZM99 59H98V58ZM100 57H101V59H100ZM106 57V58H105ZM144 57V58H145ZM2 58V59H1ZM15 58L17 59V60H15ZM51 58V59H50ZM80 58V59H79ZM81 58H82V60H81ZM105 58V59H104ZM120 58V59H119ZM42 59V58H41ZM44 59V58H43ZM59 60V65L60 66H58V62H56V61H58ZM94 59H95V62H94ZM46 60H49V61H47V64H46ZM71 60H72V62H71ZM85 60V61H86ZM90 60V62L88 63V61ZM103 60V61H102ZM110 60H114L113 62V64H111L112 63V61L110 62ZM132 60V61H131ZM10 61V62H9ZM107 61H109V62H107ZM118 61V62H117ZM120 61V62H119ZM140 62H141V60H139ZM139 61H138V63H139ZM143 61V60H142ZM12 62V63H11ZM49 62H51V63H49ZM81 62V63H80ZM100 62V63H99ZM46 65H45V64ZM73 63V64H72ZM85 63H88V64H85ZM103 63V64H102ZM196 63H198V62H196ZM7 64H10V65H7ZM44 64V65H43ZM49 64L50 65H52L51 67L53 68V69H51V67L49 66ZM54 64V65H53ZM83 66H82V65ZM94 64V65H93ZM98 64H100L99 66H97ZM107 64V65H106ZM109 64V65H108ZM120 64V65H119ZM241 64H242V62H241ZM4 65H6V66H4ZM13 65L15 66L14 68H13ZM47 65H48V67H47ZM85 65L88 67V68H86L85 67ZM89 65V66H88ZM114 65V66H113ZM118 65H119V67H118ZM123 65V66H122ZM140 65H142L141 63H139L138 64V66H140ZM240 65V64H239ZM69 66V67H68ZM77 66H79V68H77ZM80 66H81V68H80ZM108 66V67H107ZM110 66V67H109ZM117 66V67H116ZM126 66V67H125ZM255 66V67H254ZM262 66H264L263 65V63H262V65H261V63L259 64V63H255V62H253L252 63V65H251V69L252 68H254V70H252V71H255L257 74H260V72H262V73H264V71H263V68L264 67H262ZM3 67V68H2ZM7 67V68H6ZM9 67V68H8ZM11 67V68H10ZM44 67H46V69H44ZM55 67H57L58 69H59V67H61L60 69H62L61 71H60V69H59V71H58V69H55ZM105 67V68H104ZM117 69H116V68ZM236 68L237 69V67L238 66H236V65H234L233 66V68ZM13 68V69H12ZM84 68H86V69H84ZM91 68V69H90ZM100 70H99V69ZM102 68V69H101ZM107 68H109V69H107ZM110 68H112V69H110ZM3 69V70H2ZM76 69V73H75V70ZM78 69V70H77ZM104 69L106 70V71H104ZM122 69V70H121ZM259 69H261V71L259 70ZM53 70V71H52ZM103 70V71H102ZM108 70V71H107ZM113 72H112V71ZM3 73H2V72ZM7 71V72H6ZM50 71H52L53 72V74H52V72H50ZM54 71H55V73H54ZM64 71V72H63ZM94 71V72H93ZM98 71L100 72V73H98ZM110 71V72H109ZM121 71H122V73H121ZM259 73H258V72ZM6 72V73H5ZM57 72V73H56ZM60 72V73H59ZM64 74H63V73ZM70 72V73H69ZM83 72V73H82ZM90 72H92V73H90ZM97 72V73H96ZM112 72V73H111ZM114 72H115V74H114ZM118 72V73H117ZM124 72H125V74H126V76H125V74H124ZM237 72H238V70H237ZM236 72V73H237ZM10 73V72H9ZM50 73H51V75H50ZM62 73V74H61ZM81 73V74H80ZM86 73V74H85ZM105 74V76H103L104 74ZM109 73H110V75H109ZM132 73V74H131ZM55 74V75H54ZM68 74V75H67ZM89 74V75H88ZM92 74H93V76H92ZM96 74V75H95ZM102 74V75H101ZM114 74V75H113ZM238 74V73H237ZM50 75V76H49ZM57 75H64V77H61V76H57ZM65 75H66V77H65ZM107 75L109 76V77H107ZM52 76V77H51ZM80 76V77H79ZM84 76V77H83ZM89 76V77H88ZM98 76H103V77H98ZM134 76H135V78H134ZM144 78V80H143V78ZM46 77V78H45ZM59 77V79H57ZM82 77H83V80H82ZM87 77V78H86ZM92 77H93V79H92ZM111 77V78H110ZM112 77H115V78H113L112 79ZM119 77H121V78H119ZM123 77V78H122ZM130 77H132L131 79H130ZM36 78H37V80H36ZM55 78V79H54ZM87 80H86V79ZM91 78V79H90ZM95 78V79H94ZM101 78V79H100ZM34 79V80H33ZM64 79H62V80H64ZM105 81H104V80ZM111 79V80H110ZM119 79V80H118ZM134 80V82L132 81L131 82V80ZM233 79V78H232ZM61 80V81H62ZM92 80H93V82H92ZM98 82H97V81ZM103 80V81H102ZM125 80H127L126 82H125ZM30 81V82H29ZM47 81L49 82V83H47ZM51 81V82H50ZM61 81L60 82H58V83H61ZM85 81H87L86 83H85ZM89 81H91L90 82V84L88 85V83H89ZM96 81V82H95ZM112 81V82H111ZM117 81V82H116ZM136 81H138L137 83H136ZM77 82H79V83H77ZM84 82V83H83ZM106 82V83H105ZM49 84V85H47V84ZM51 83V84H50ZM99 83H101V86H100V84ZM110 83V84H109ZM118 85H117V84ZM127 83H130V84H127ZM39 84V85H38ZM74 84H76V85H74ZM94 84V85H93ZM95 84H97L96 86H95ZM133 84V85H134ZM32 85V86H31ZM35 85H38V86H36L35 87ZM43 85V86H42ZM47 85V86H46ZM58 85V86H57ZM74 85V86H73ZM99 85V86H98ZM109 85V86H108ZM115 85V86H114ZM116 85H117V87H116ZM132 85V86H133ZM253 85V84H252ZM30 86H31V88L32 89H30ZM73 86V87H72ZM249 86V87H248ZM248 86H246L245 88H246V90L244 91H241L242 93L240 94V95H242L243 93L245 94V95H243V97H240L239 98V100H242L244 97L246 98V95L247 94H250V96H251V93H253V92H251L252 90L254 91L255 89H253L255 86L253 85L252 86V88H250V86H251V84H249ZM39 87V88H38ZM46 89H45V88ZM49 87V89L47 90V88ZM52 87H53V90H52ZM71 87V88H70ZM80 87H82V86H80ZM95 88V89H94ZM104 88H105V90H104ZM108 88V89H107ZM249 88V91L247 90ZM42 89V90H41ZM101 89V90H100ZM111 89L109 90V91H111ZM264 89V88H263ZM262 89V91L260 90L259 92H260V94H262L263 93V96H264V90ZM33 90H35L34 92H33ZM45 92H44V91ZM251 90V91H250ZM47 91V92H46ZM102 91V92H101ZM247 91V92H246ZM256 91V90H255ZM254 91V92H255ZM42 92V93H41ZM54 92V93H53ZM104 92V93H103ZM122 92V91H121ZM31 93V94H30ZM46 93V94H45ZM100 94V95H99ZM121 94V93H120ZM239 94V93H238ZM259 94V95H260ZM30 95V96H29ZM37 97H36V96ZM39 95V96H38ZM44 95H45V97H44ZM47 95H49V96H47ZM50 95L52 96V97H50ZM55 95V96H54ZM249 95H247V97H248ZM261 96V95H260ZM263 96H261V98L263 97ZM48 97H50L52 100L51 101H48ZM45 98V99H44ZM49 98V99H50ZM56 98V99H55ZM45 101H44V100ZM116 99V98H115ZM114 99V100H115ZM54 100V102H52ZM113 100V98H111L109 101L111 102H113L114 101ZM237 101V103H236V101L234 102V104L236 105H231V107H229V111L227 110V116H228V114H230L231 116L230 117H228V118H226V120H223V122H221V120L219 119V118H217V116H213V113H212V115H210L212 118H207L205 121H204V123H205V127L203 128L204 130H203V132L200 134V141H198L197 142V144L199 145V147H198V145H195L194 146V149H192L193 147H189V146H187V148L186 147H184V149L185 150H183V149H181V151L182 152H184V153H182L181 151V154H182V156L181 157H183L184 159H182L181 158V160H179L180 159V157H179V159L177 158V162H179V164L177 163V165L174 163L172 166V168H175V169H177V172H176V178H178V176H179V178L181 177V174L179 175V173L180 172H182L183 171V167L184 166H188L189 168H187L188 169V172L186 173L187 174V177H186V179H185V181H184V184H182L183 182L181 181V180H179V178L177 179L179 182H180V184L177 182V180L175 181L174 179V177H172L171 178V181H170V183L171 182H173V184H170L169 186H171V188L169 187V186H167V190H164L165 192H163L162 193V195H161V197L163 198V196L165 197L164 199H162L161 201L159 200L160 198H158L157 197V195H156V199L155 198H153L152 197V199H155L154 201H152L153 202V204H154V206H153V209H150V210H147L146 208L144 209V208H141V209H138L137 211H136V214L138 215L137 217H136V224H138L137 226L138 227H136V229L134 230V228H130V230H126V229H122V230H119V231H116V230H113V232L114 233H117L116 235L114 234L113 235V232H112V230L111 231H109V235L107 234L104 238V240H102V242H100V246H101V250L99 249V250H97L98 248H95L96 250H91L92 252L94 251L95 252V254H104L106 257H104V258H106L105 260V262H102V263H100V261H96V264H112V262H113V264H115L116 262V264H131L133 261V264H148V262H151V261H153L154 259H157V258H166V257H164L165 255L167 256L168 254H169V256H167V258H172L173 259V261H172V263H169V264H177V262H182V261H184V260H186V253H188L189 251H188V249L190 250L191 248L192 249H194V248H196V247H199V246H203V245H206L208 242H210V241H214L217 237H219V236H221V235H229V234H231L232 236H234L235 235V237H236V240L235 241H233L232 243H230V244H226V246H225V250L223 251V252H221L220 254H217V255H215L214 257H213V260L209 263V264H219V262H220V264H250V260H252L255 256V259L257 260L258 258V260H257V262L259 261V263H261L262 261V263H264V100H260L261 102H263V103H260V101L259 100H256V101H252L253 102V104H252V102H248V101H243V103L241 102V101ZM244 100V99H243ZM38 101V102H37ZM42 101H43V103H42ZM259 101V102H258ZM29 102V103H28ZM50 102V103H49ZM254 102H258L257 104L256 103H254ZM47 103H49L47 106H46V104ZM53 103V104H52ZM54 103L56 104V105H54ZM59 103H61V104H59ZM42 104V105H41ZM59 104V105H58ZM251 105L253 108H251V107H249V106H246V105ZM32 105V106H31ZM34 105V106H33ZM60 106V108H58V106ZM259 105H261V106H259ZM31 106V107H30ZM44 106H46V107H44ZM68 106V105H67ZM67 106H66V108H67ZM234 106L235 107H237V109L235 108V109H233L234 108ZM242 106H243V108H242ZM28 107V108H27ZM30 107V108H29ZM34 107V108H33ZM36 107V108H35ZM49 109H48V108ZM55 108L54 110L53 109H51V108ZM72 108H67V110L65 109L64 111H65V113H64V111H63V109H62V115H60L59 117H63L65 114H71V112H72V114H74L73 112H74V110H75V108L73 107V106H71ZM259 107H260V109H259ZM44 108V109H43ZM46 108V109H45ZM234 110H232V109ZM246 109L247 111H249V112H247V113H243L244 111H243V109ZM251 108V109H250ZM257 108H258V110H257ZM31 109V110H30ZM68 109H69V111H70V113H69V111H68ZM230 109H231V112L233 111L234 112V114H231V113H228V112H230ZM239 109V110H238ZM242 109V110H241ZM41 110V111H40ZM49 110V111H48ZM243 111L242 113L243 114H241V111ZM252 110V111H251ZM263 112H261V111ZM38 111H40V113L38 112ZM45 111H47V114L49 115V117L47 116V114H46V112ZM66 111H67V113H66ZM258 111V112H257ZM25 112H23V114H22V111H21V113L20 114H22V115H24V113ZM232 112V113H233ZM255 112V113H254ZM30 113H32V114H30ZM43 113H45V114H43ZM238 113H239V115H238ZM249 113L251 114V113H254V115H251V116H249ZM244 114H246L245 116H246V119H243L242 120V118H244L245 116H244ZM40 115V116H39ZM235 115H237V116H235ZM241 115V116H240ZM16 116H18V115H16ZM28 116V117H29ZM46 116L48 117V119L46 118ZM233 116H235V117H233ZM247 116H249L248 117V119H247ZM252 116H255V117H252ZM259 116V117H258ZM27 117V118H28ZM40 117V118H39ZM61 117V118H62ZM213 117H216V119L214 118V120H213ZM238 117H240L239 119H238ZM242 117V118H241ZM252 117V119H251V121H248V120H250V118ZM238 119V120H237ZM258 119H260V120H258ZM48 120V121H47ZM220 120V121H219ZM233 120V121H232ZM247 120V122L246 123H244L245 121ZM207 121H208V123H207ZM218 121V122H217ZM227 121V122H226ZM244 121V122H243ZM253 121V122H252ZM262 121V122H261ZM242 122V123H241ZM213 123V124H212ZM216 123V124H215ZM218 123V124H217ZM221 123V124H220ZM225 123V124H224ZM237 123V124H236ZM240 123V124H239ZM252 123V124H251ZM257 123V124H256ZM107 124V123H106ZM209 124H211V125H209ZM214 124H215V126H214ZM247 124H249V125H247ZM207 125H209L208 127H207ZM229 125V126H228ZM210 126H211V128H210ZM248 126V128H246ZM261 126V127H260ZM214 127V128H213ZM227 127V128H226ZM230 127V128H229ZM241 127H243V128H241ZM251 127V128H250ZM58 128V127H57ZM236 128V129H235ZM256 128V129H255ZM260 128H263V129H260ZM53 129H56V128H53ZM52 129V131H51V133H52V136L55 134V133H57V131H58V129H56V131H55V133H53L54 132V130ZM230 129H232V130H230ZM249 129V130H248ZM255 129V130H254ZM35 130V131H34ZM43 130H44V128H41V129H30L26 134H25V136H19L17 139H18V141H14L13 142V144L11 143V145H14L15 144V142H17V143H19V142H21L22 140H24L25 138H26V140L27 139H29V137H30V139L31 138H33L34 137V135L36 134V135H40V137L43 139ZM206 130V131H205ZM223 130V131H222ZM242 130V131H241ZM208 131H210V132H208ZM229 131V132H228ZM247 131V132H246ZM250 131V132H249ZM32 132H34V133H32ZM38 132V133H37ZM206 132V133H205ZM230 132H231V134H230ZM232 132H233V134H232ZM253 132V133H252ZM259 132V133H258ZM32 133V134H31ZM41 133V134H40ZM51 133H50V130H49V134L51 135ZM210 133V134H209ZM225 133V134H224ZM229 133V134H228ZM236 133V134H235ZM250 133H251V135H250ZM33 135L32 137H31V135ZM44 134H46V133H44ZM49 134H48V137H49ZM205 134V135H204ZM223 134V135H222ZM35 135V136H36ZM142 135H143V133H142ZM141 135V137H143L144 139H145V136H146V134L144 133V135L142 136ZM203 135V136H202ZM213 135V136H212ZM231 135V136H230ZM47 136V135H46ZM210 136V137H209ZM221 136V137H220ZM227 136V137H226ZM241 136V137H240ZM255 136H256V138H255ZM206 137H208V138H206ZM219 137V138H218ZM22 138H24V139H22ZM45 135H44V143H47V138H46V140H45ZM226 138V139H225ZM235 138V139H234ZM245 140H244V139ZM21 139V140H20ZM203 139V141H201ZM240 139H242V140H240ZM253 139V140H252ZM222 141V142H221ZM225 141H228V143L226 142L225 143ZM235 141H237V142H235ZM240 141L243 143H240ZM244 141H246L245 142V145H244ZM262 141V143L260 144V142ZM202 144H201V143ZM207 142V143H206ZM231 142V143H230ZM205 143V144H204ZM240 143V144H239ZM201 144V145H200ZM227 144V145H226ZM239 144V145H238ZM221 145V146H220ZM223 145V146H222ZM224 145H226V146H224ZM256 145V146H255ZM198 148H197V147ZM240 146H242V147H240ZM196 147V148H195ZM219 147V148H218ZM191 148V149H190ZM227 148L228 149H230V150H227ZM240 148V149H239ZM254 148V149H253ZM218 149V150H217ZM232 150H234V151H232ZM252 150V151H251ZM260 150V151H259ZM34 151V150H33ZM32 151V152H33ZM188 151H189V153H188ZM219 151V152H218ZM224 151V152H223ZM228 151V152H227ZM248 151H249V153H248ZM31 152V153H32ZM35 152V154H36V151H34ZM34 152L32 153V156H34L33 154H34ZM187 152V153H186ZM192 152V153H191ZM221 152V153H220ZM223 152V153H222ZM226 152V153H225ZM247 153H248V155H247ZM183 154H185V157L183 156ZM193 154V155H192ZM215 154V155H214ZM263 155V156H262ZM188 156H191V157H188ZM218 156H219V158H218ZM221 156V157H220ZM246 156V157H245ZM211 157V158H210ZM239 157L241 158L240 160H239ZM248 157V158H247ZM218 158V159H217ZM223 158V159H222ZM230 158V159H229ZM225 159H226V161H225ZM232 159V160H231ZM245 159H247V160H245ZM201 160V161H200ZM227 162V160H229L228 162H227V164L224 162ZM231 160V161H230ZM185 162V164L182 166V171L181 170H179L180 169V167H181V165H182V162ZM188 161V162H187ZM197 161V162H196ZM203 161H204V164H203ZM212 161V162H211ZM215 161V162H214ZM217 161V162H216ZM219 161V162H218ZM222 161L225 163V166L224 165H222V164H224V163H222ZM246 163H245V162ZM189 162H190V164H189ZM199 162V163H198ZM206 162V163H205ZM214 162V163H213ZM233 162V163H232ZM238 162V163H237ZM244 162V163H243ZM248 162V163H247ZM250 162V163H249ZM194 163V164H193ZM229 163V164H228ZM236 163V164H235ZM181 164V165H180ZM203 164V165H202ZM206 164L208 165V167H207V170H206ZM212 164H213V166H212ZM221 164V165H220ZM193 165V166H192ZM197 165V166H196ZM209 165H210V167H212V168H210L209 167ZM228 167H227V166ZM231 165V166H230ZM236 165V166H235ZM247 165V166H246ZM260 165V166H259ZM176 166V167H175ZM190 166H192L193 167V172L195 173V174H191L190 175V173L192 172V170L190 171V169L192 168H190ZM195 166V167H194ZM219 166H223L224 167V170L222 171V172H224V173H222V172H220L221 170V167H219ZM234 166V167H233ZM242 166V167H241ZM245 166V167H244ZM179 167V168H178ZM218 167H219V169H218ZM222 167V168H223ZM226 167V168H225ZM247 167V168H246ZM252 167V168H251ZM186 168V167H185ZM204 168V169H203ZM214 168V169H213ZM216 168V169H215ZM237 168V169H236ZM246 168V169H245ZM232 169V170H231ZM196 170V171H195ZM200 170V172H198ZM217 170V173H214L215 171ZM231 170V171H230ZM235 170V171H234ZM187 171V170H186ZM190 171V172H189ZM219 171V172H218ZM237 171V172H236ZM244 173H243V172ZM179 172V173H178ZM192 172V173H193ZM201 173V174H200ZM211 173V174H210ZM219 173V174H218ZM238 173V174H237ZM241 173H243V174H241ZM257 175H256V174ZM177 174H178V176H177ZM191 176V177H189V175ZM198 174V175H197ZM205 174V175H204ZM212 174H214V176H212ZM134 175H136V171L135 170H133V173L129 176H126L125 178H124V180H125V182L126 183H128V181L130 180V178H131V176H134ZM215 175H219V177L218 176H216V178H219V180H218V182H217V185H215L216 183H214V180L213 179H215ZM222 175V176H221ZM225 175V176H224ZM228 177H227V176ZM199 176V177H198ZM202 176H204V177H202ZM209 177H213V178H209ZM222 179H221V178ZM246 177V178H245ZM190 178V180H188ZM192 178V179H191ZM256 178V179H255ZM206 179V180H205ZM234 179V180H233ZM241 179H242V181L243 182H245V183H243L242 181H241ZM247 179V180H246ZM250 179H251V181H250ZM128 180V181H127ZM174 180V181H173ZM194 180H196V182L194 181ZM200 180V181H199ZM203 180V181H202ZM211 180L213 181V185L211 184ZM231 180V181H230ZM158 181H159V178H158ZM191 181V182H190ZM194 181V183H192ZM201 183H199V182ZM206 181V182H205ZM210 181V182H209ZM222 181V182H221ZM228 181H230V182H228ZM240 181H241V183H240ZM249 181V182H248ZM176 182V183H175ZM207 182H208V184H207ZM239 182V183H238ZM249 184H248V183ZM175 183V184H174ZM177 183H178V185H177ZM189 185H187V184ZM195 183H197V184H195ZM205 183H206V185H208V186H206L205 185ZM209 183H210V185H209ZM251 183V184H250ZM181 184H182V186H181ZM192 184H194V186H192ZM200 184V185H199ZM202 185H204V186H202ZM239 185V186H238ZM248 185V186H247ZM179 186H180V188H179ZM196 186V187H195ZM231 186H233V188H231ZM245 186V187H244ZM247 186V187H246ZM175 187V188H174ZM188 187V188H187ZM156 188H157V185H156ZM179 189V193H176V192H178V189ZM183 188V190H185V192L182 194V198H183V201H185L186 203L184 204V202H183V204L184 205H186L187 207L188 206H192L193 204H192V202H194V201H196L198 198L201 200H197L198 202H200V204H201V206H200V204L198 203V202H196L199 206H198V208L200 207V209L198 210V211H201V212H196V213H192V212H188L187 214H182V213H177V211H173V209L171 208V203H172V201L173 200H175L176 198L175 197H177L178 196V198H180L179 197V194H180V189H182ZM186 188V189H185ZM223 188V189H222ZM236 188V189H235ZM248 188V189H247ZM258 188V189H257ZM234 189V190H233ZM175 190V191H174ZM177 190V191H176ZM209 190V191H208ZM210 190H211V192H210ZM237 190H239V191H237ZM245 190V191H244ZM250 190V191H249ZM244 193H243V192ZM168 192V193H167ZM197 192V193H196ZM208 192V193H207ZM227 192V193H226ZM251 192V193H250ZM173 193H174V195H173ZM186 193V194H185ZM193 193V194H192ZM249 193V194H248ZM151 195L153 194V193H150ZM206 194H208L207 196H206ZM209 194H212V195H209ZM196 197H198V198H196ZM201 195V196H200ZM238 195V196H237ZM247 196V199H246V196ZM186 196V197H185ZM191 196V197H190ZM194 198H193V197ZM206 196V197H205ZM224 196V197H223ZM226 196V197H225ZM236 196V197H235ZM240 196V197H239ZM190 197V198H189ZM203 197H204V199L205 198H208V199H205L204 201H203ZM232 197V198H231ZM243 197H245V198H243ZM167 198V199H166ZM169 198V199H168ZM187 198V199H186ZM193 198V199H192ZM226 198V199H225ZM238 200H240V201H238ZM192 199V200H191ZM196 199V200H195ZM243 199V200H242ZM171 200V201H170ZM220 200V201H219ZM233 200V201H232ZM192 201V202H191ZM131 203H129V205L131 206V205H135L136 204V202L135 201H133V200H131L130 201ZM156 202V203H155ZM191 202V203H190ZM214 202V203H213ZM226 204H225V203ZM162 203V204H161ZM190 203V204H189ZM203 203V204H202ZM157 204V205H156ZM165 204V205H164ZM209 204V205H208ZM211 204V205H210ZM262 204V205H261ZM220 205V206H219ZM227 205H229V206H227ZM168 206H170V207H168ZM212 207V208H211ZM215 207V208H214ZM218 207V208H217ZM220 207H222V208H220ZM229 207V208H228ZM167 208H170V210L169 209H167ZM205 208V209H204ZM15 208H13V209H11V210H9V209H7L6 211H4V210H1L0 211V213H2V214H0V220H1V217H2V219H4L7 215H8V211H13ZM166 209L167 210H169V211H166ZM217 209V210H216ZM175 213H173L172 211ZM225 210V211H224ZM163 211V212H162ZM171 211V212H170ZM157 212V213H156ZM170 212V213H169ZM213 212V213H212ZM224 212V213H223ZM226 212V213H225ZM229 212V213H228ZM4 213V214H3ZM7 213V214H6ZM199 213H201L202 214V216H201V214H199ZM209 213V214H208ZM217 213V214H216ZM149 214V215H148ZM153 214V215H152ZM159 214V215H158ZM173 215V217L171 216V215ZM182 214V215H181ZM103 215H105L106 216V214H103ZM103 215H101V216H103ZM156 215V216H155ZM160 215H162L161 217H160ZM104 216V217H105ZM169 216V217H168ZM177 216H179V217H177ZM190 216V217H189ZM214 216V217H213ZM4 217V218H3ZM160 217V218H159ZM178 218V219H177ZM236 218V219H235ZM142 221H140V220ZM159 219V220H158ZM162 219V220H161ZM171 221H170V220ZM175 219H177V220H175ZM190 219V220H189ZM215 219V220H214ZM146 222H145V221ZM150 220H152V221H150ZM164 220V221H163ZM134 221V220H133ZM137 221H138V223H137ZM165 222V223H163V222ZM170 221V222H169ZM182 221H183V223H182ZM158 222V223H157ZM162 222V223H161ZM174 222V223H173ZM176 222V223H175ZM185 222V223H184ZM189 223V224H188ZM143 224V225H142ZM159 224V225H158ZM177 224V225H176ZM192 224V225H191ZM149 227H148V226ZM157 225V226H156ZM174 225V226H173ZM198 225H199V227H198ZM145 226V227H144ZM147 226V227H146ZM155 227V229H154V227ZM189 226V227H188ZM141 227V228H140ZM164 227V228H163ZM181 227V228H180ZM187 227V228H186ZM198 227V228H197ZM202 227V228H201ZM44 228V227H43ZM138 228V229H137ZM148 228V229H147ZM176 228H178V229H176ZM262 228V229H261ZM174 229V230H173ZM43 230L44 229H41V231L43 232ZM125 231V233H123L124 231ZM176 230V231H175ZM217 230V231H216ZM40 231V233H42ZM116 231V232H115ZM121 231V232H120ZM123 231V232H122ZM134 231V232H133ZM173 231V232H172ZM111 232V233H110ZM120 232V233H119ZM160 232V233H159ZM204 232V233H203ZM217 232H218V234H217ZM119 233V234H118ZM122 233V234H121ZM127 233V234H126ZM223 233V234H222ZM241 235H240V234ZM210 234V235H209ZM110 235H112V236H110ZM166 235V236H165ZM208 235V236H207ZM108 236V237H107ZM200 236V237H199ZM71 237V238H70ZM70 237H68V238H66V239H64V236L63 235H61V237H60V241L58 240L57 241V247H55V249L56 250H53L54 248H51V254H53V255H55V254H58V253H61L62 252V247L65 245V247L67 246V244L70 242V240L73 238V235H71ZM118 237V238H117ZM124 237V238H123ZM128 239H127V238ZM140 237V238H139ZM174 237V238H173ZM196 237H198L197 238V240H196ZM112 239V241H111V239ZM122 238V239H121ZM209 238V239H208ZM241 238V239H240ZM62 239H64V241L66 240L67 242L66 243H64V245H61L62 243H63V240ZM184 239V240H183ZM194 239V240H193ZM118 240V241H117ZM137 240V241H136ZM160 240V241H159ZM192 240V241H191ZM250 240V241H249ZM69 241V242H68ZM107 241V242H106ZM113 241H114V243H113ZM117 241V242H116ZM127 241V242H126ZM62 242V243H61ZM131 242V243H130ZM143 242V243H142ZM157 242V243H156ZM245 242V243H244ZM249 242H251L252 244V246L250 245V243ZM107 243H109V244H107ZM127 243H128V245H127ZM174 243V244H173ZM104 244V245H103ZM112 244H114V245H112ZM123 244H125V245H123ZM163 244V245H162ZM167 244V245H166ZM170 244V245H169ZM178 244V245H177ZM200 244V245H199ZM245 244H247V246H248V248H246L247 246L245 245ZM254 244V245H253ZM257 244V245H256ZM119 245V246H118ZM147 245V246H146ZM184 247H183V246ZM250 245V246H249ZM26 247V246H28V244H26V245H22V247ZM127 246H129V247H127ZM164 246V247H163ZM186 246V247H185ZM120 247V248H119ZM137 247V248H136ZM163 247V248H162ZM243 247V248H242ZM252 247V248H251ZM61 248V249H60ZM105 248V249H104ZM110 248V249H109ZM183 248V249H182ZM188 248V249H187ZM260 250H259V249ZM117 249V250H116ZM122 249V250H121ZM247 249V250H246ZM52 250H53V252H52ZM58 250V251H57ZM104 250V251H103ZM107 250V251H106ZM136 250V251H135ZM174 250V251H173ZM246 250V251H245ZM251 250V251H250ZM57 251V252H56ZM61 251V252H60ZM97 251H100V252H98L97 253ZM133 251H135V252H133ZM163 251H164V253H163ZM183 251H184V253H183ZM248 251V252H247ZM258 251V252H257ZM16 252V251H15ZM94 252L92 253V254H94ZM133 252V253H132ZM137 252V253H136ZM151 252V253H150ZM158 252V253H157ZM90 254H91V252H89ZM111 253H113V254H115L116 253V255H113V254H111ZM144 253V254H143ZM182 253V255H180ZM230 253V254H229ZM255 253V254H254ZM2 254V252L0 253V255ZM125 254V255H124ZM150 254V255H149ZM152 254H157V255H153L152 256ZM160 254V255H159ZM162 254V255H161ZM172 254V255H171ZM250 254H254L253 255V257L252 256H249ZM113 255V257H114V259L113 258H111V256ZM122 255H123V257L124 258H122ZM136 255V256H135ZM119 256H121L120 258H119ZM144 256V257H143ZM158 256V257H157ZM174 256V257H173ZM226 256H228V257H226ZM2 257V258H1ZM7 257V258H6ZM0 256V264H17V262H19L20 260L18 259V256L16 257V255H10V256ZM13 257V258H12ZM102 257H103V255H102ZM110 257V258H109ZM125 257H126V259H125ZM6 260H5V259ZM17 258V259H16ZM140 258V259H139ZM154 258V259H153ZM183 258V259H182ZM10 259V260H9ZM110 261H109V260ZM116 259V260H115ZM121 259V260H120ZM153 259V260H152ZM221 259V260H220ZM226 259V260H225ZM247 261H245V260ZM248 259H249V261H248ZM4 262H3V261ZM42 260H44V259H42ZM114 260H115V262H114ZM117 260H119V261H117ZM218 260H220V261H218ZM224 260V261H223ZM7 261V262H6ZM40 261V260H39ZM130 261V262H129ZM224 263H223V262ZM245 261V262H244ZM261 261V262H260ZM109 262H111V263H109ZM121 262V263H120ZM244 262V263H243ZM85 263H88V261H86Z\"/></svg>",
	"mask_w": 264,
	"mask_h": 264
}]
</instances>
